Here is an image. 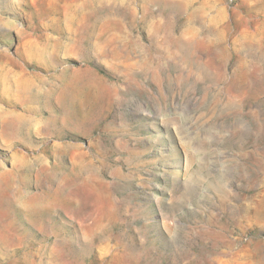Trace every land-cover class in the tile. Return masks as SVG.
I'll return each instance as SVG.
<instances>
[{
  "label": "rangeland",
  "instance_id": "obj_1",
  "mask_svg": "<svg viewBox=\"0 0 264 264\" xmlns=\"http://www.w3.org/2000/svg\"><path fill=\"white\" fill-rule=\"evenodd\" d=\"M0 264H264V0H0Z\"/></svg>",
  "mask_w": 264,
  "mask_h": 264
}]
</instances>
